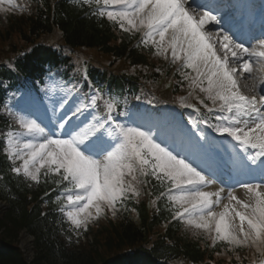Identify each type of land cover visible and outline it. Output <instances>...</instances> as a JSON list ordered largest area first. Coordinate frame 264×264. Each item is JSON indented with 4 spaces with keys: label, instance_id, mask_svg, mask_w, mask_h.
I'll return each mask as SVG.
<instances>
[{
    "label": "snow or ice",
    "instance_id": "6c2138e0",
    "mask_svg": "<svg viewBox=\"0 0 264 264\" xmlns=\"http://www.w3.org/2000/svg\"><path fill=\"white\" fill-rule=\"evenodd\" d=\"M82 2L96 6L94 15L106 17L122 31L140 33L141 45L179 65L176 71L188 82L189 95L198 90L211 102L210 107L196 97L209 113H218L214 116L217 123L208 119L189 123L201 139L205 133L199 125L203 123L235 141L234 148L242 155L232 164L250 178L237 181L247 199H240L234 188L207 190L216 183L213 174H206L189 158L203 148L199 141H192L190 148L178 147L168 143L165 131H153L151 124L145 130L144 125L118 122L113 116L117 108L113 98L104 100L105 117L81 120L90 105L104 99L98 91L90 105L65 113L54 127L39 112L34 113L36 118L17 115L18 129L7 132L4 149L11 171L37 184L42 177H56L53 182L60 189L56 203L74 231H87L106 210L115 217L126 199L140 195L137 183L145 182L140 178L152 177L165 186L160 196L171 203L173 220L213 245L254 247L264 257V94L255 88V95L244 94L237 78L238 72L251 76L254 63L264 69V33L254 47L241 40L242 21L230 24L227 31L220 27L213 35L208 25L221 24L220 4L196 0ZM12 9L24 11L25 6L17 0H0V13ZM249 38L257 39L251 34ZM184 106L200 111L192 104ZM58 129L62 134H57ZM257 176L260 182H255Z\"/></svg>",
    "mask_w": 264,
    "mask_h": 264
},
{
    "label": "trees",
    "instance_id": "16d2710c",
    "mask_svg": "<svg viewBox=\"0 0 264 264\" xmlns=\"http://www.w3.org/2000/svg\"><path fill=\"white\" fill-rule=\"evenodd\" d=\"M9 24L8 29L3 31V37L1 36L0 38L4 41L14 39V36H18L24 43H35L39 37L48 34L52 27L56 28L58 32L64 35L68 43L80 45V47L85 46L92 50L96 49L99 53L108 55V60L123 64L129 69H134V74H136L134 80L136 89L138 87H145L143 85L145 81L151 82L155 79L158 81V84H161L165 80V77L163 79V74L157 70V68L162 70L163 64H158L150 57V53L154 49L140 45L137 50L131 51L127 55L126 48L129 43L122 44L116 42V31L113 30V23L104 17L102 18L93 13H86L85 9L79 8L74 0H38L34 12L30 16L24 18L13 17ZM144 52H147V54ZM144 101L147 105L154 104L151 99L145 98ZM0 171H6L4 170L3 163H0ZM153 186L154 195L156 196L160 193L158 183H153ZM13 193L14 191L3 193L2 197L9 199L13 196ZM13 204L18 207H15L20 217L17 220L19 222H17L18 226H29L39 238L43 239L41 243L45 249H41L42 251H40L41 254L39 255L44 259L45 264H63V260L64 264H98V261L94 257L87 256L81 250V253L77 254L81 257L64 256L62 253L63 250L67 254L74 252L67 251L71 248L62 239V230L59 229L61 223L60 217L57 215L54 217L55 214L50 209L46 211L44 217H41L42 214L40 213L37 214L38 210L42 207L38 199H33V201L28 202L24 196L21 195L20 197L17 195L16 199H13ZM36 206H39V208L32 215L33 209ZM135 209H137L135 213L131 209L129 211L137 216V220L134 217L130 218V213L128 212L125 214L126 219L123 223H118V226L117 223L111 226V228L114 227L113 229L117 227L123 228L124 226L125 228L113 232L110 238V244H112V247H121L125 245L127 240L131 245H136L137 241L140 240L137 243L139 246L136 245L132 251L125 252L123 256L115 259L113 264H168L163 260L165 254L160 252L156 256L140 247L143 241L140 228L144 226L146 220L144 217V209L138 204L137 198L133 206V210ZM161 211L164 212L163 208ZM140 213L141 217L138 220ZM111 230L106 228L100 230L98 233L99 238L101 240H108ZM15 231L13 228H8L9 235L16 236ZM71 250L74 251L73 249ZM88 251L96 252V248L91 246ZM170 254L168 253L167 256ZM213 255L214 252L208 257H212ZM41 258L38 257V264L43 262Z\"/></svg>",
    "mask_w": 264,
    "mask_h": 264
},
{
    "label": "rangeland",
    "instance_id": "374dc122",
    "mask_svg": "<svg viewBox=\"0 0 264 264\" xmlns=\"http://www.w3.org/2000/svg\"><path fill=\"white\" fill-rule=\"evenodd\" d=\"M0 30H2V29H0ZM52 40H50V42H51ZM60 42H62V40H59V44H60ZM58 44V45H59ZM167 61H169V63H170V59L169 60H167ZM260 81V80H259ZM158 88H156V90H157ZM183 101H184V99H183ZM191 137V133L190 132H188L187 134H186V138L185 139H181L182 141H184V140H187L188 141V139ZM246 197V193H245V191H243V192H241L240 194H239V198L241 199L242 197ZM227 247H229L228 245H226ZM230 248V247H229ZM232 251V250H231ZM230 256V252L229 253H227V255H224V256H221V255H218V253H215L214 255H213V262L214 263H222V264H226V262L225 261H223V260H220V259H222V258H224V259H227L228 257Z\"/></svg>",
    "mask_w": 264,
    "mask_h": 264
},
{
    "label": "bare ground",
    "instance_id": "6f19581e",
    "mask_svg": "<svg viewBox=\"0 0 264 264\" xmlns=\"http://www.w3.org/2000/svg\"><path fill=\"white\" fill-rule=\"evenodd\" d=\"M193 6H195V5H193ZM222 54V53H221ZM248 74V73H247ZM249 75V74H248ZM235 157L233 156V157H229V156H225V159L226 160H228V161H233V159H234ZM219 161V160H218ZM212 165H210V167H211ZM217 167H221V165H220V161H219V163H218V165H216ZM235 171L237 172V174L238 175H241V173L237 170V169H235ZM232 175H233V173L232 172H230L229 174H227V177H226V174H223V176H224V181H225V183L226 184H231L230 182H228L227 180H229V179H231L230 177H232ZM218 188H220V187H218V186H215L213 189L216 191ZM244 199H246V198H244Z\"/></svg>",
    "mask_w": 264,
    "mask_h": 264
}]
</instances>
